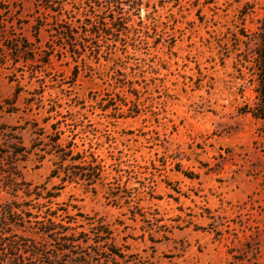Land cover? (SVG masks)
<instances>
[{"label":"rangeland","instance_id":"1","mask_svg":"<svg viewBox=\"0 0 264 264\" xmlns=\"http://www.w3.org/2000/svg\"><path fill=\"white\" fill-rule=\"evenodd\" d=\"M123 3L111 28L105 0H0V210L56 215L62 264H264V0ZM56 131L104 165L94 190L51 177ZM21 216L5 264L23 237L62 248Z\"/></svg>","mask_w":264,"mask_h":264},{"label":"trees","instance_id":"2","mask_svg":"<svg viewBox=\"0 0 264 264\" xmlns=\"http://www.w3.org/2000/svg\"><path fill=\"white\" fill-rule=\"evenodd\" d=\"M36 1L44 4L45 9L49 11L50 14L57 15L58 12L56 11V5H59L64 0ZM105 2L109 3V10L111 12V17L109 18L112 28L113 26L119 24L121 20L120 15L124 12V3L123 0H105ZM135 5V2L128 5L129 13L133 8H135ZM260 29L261 32L258 33L256 38L252 41L255 45L254 61L259 66L257 88L258 102L256 103V107H264V18L261 21ZM45 64L49 65L48 61ZM18 95L19 93L18 91H16L14 95L15 97L9 100V103L8 101H5L4 104H8L10 106L9 108L13 107L14 103L18 99ZM4 108V105L0 104V111L4 110ZM13 110L14 109H12V111ZM62 134V132L56 131L53 134L54 137H50L52 139H50L49 141L50 149L48 150V154H52L55 157L54 165L56 166V168L53 169L51 173V177L60 178L62 183L79 182L82 183V185L94 190V185L101 178V174L104 170V165L102 164V162H98V157H95L92 154H88V152L86 151L81 153H74V143L72 141H68L66 145L61 144V138L59 136ZM8 187L9 189H12L14 191L20 190L18 189L14 178L9 181ZM30 187L31 185L28 184V197H31L32 194H34V191H30ZM36 189L39 190V188H35V190ZM51 197L53 196L48 197V195L44 196L39 193L37 194L36 199H47ZM26 204L14 205L13 203H10L9 205H5L2 207V209L0 210V239L2 241H5V238L8 237L7 234L9 233L7 232V227L14 224L9 220V215L13 214L24 216L23 220H25V217L29 218L30 223H37L40 226L41 234L45 236V239L56 238L59 242L62 241L64 245L60 249H54V247L49 249L47 246V241L43 244L27 237H23L24 239H20L19 243H17L16 241H14L13 243H9V264H62L60 256L65 254L68 255L71 252V249L69 247H65L73 243L72 240L69 239L70 237H66L68 236V230H70V228L64 227L60 223H57V221H54V216L56 215L51 214L48 215V218H45L43 221H33L32 218H34L36 215L29 213L31 209ZM67 221L68 224L72 223L69 219ZM14 250L18 253H14L11 255L10 252ZM108 255L109 257L107 260V264H111V262L116 260V257H119V254L115 251H110ZM5 257L6 248L1 249L0 244V264H5ZM99 262L100 264H104L103 261Z\"/></svg>","mask_w":264,"mask_h":264}]
</instances>
